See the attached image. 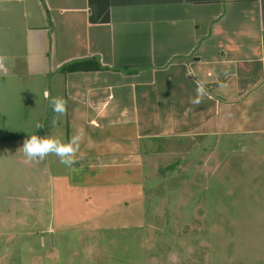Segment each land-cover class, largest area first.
Wrapping results in <instances>:
<instances>
[{
  "label": "crops",
  "instance_id": "0c3cea01",
  "mask_svg": "<svg viewBox=\"0 0 264 264\" xmlns=\"http://www.w3.org/2000/svg\"><path fill=\"white\" fill-rule=\"evenodd\" d=\"M0 55V231L12 210L40 208L54 182L64 194L138 183L159 138L168 153L225 152L222 179L238 199L247 171L264 179V0H0ZM88 58L102 70L61 71ZM57 96L68 105L55 119ZM33 134H81L75 163L28 161L20 147ZM256 248L264 264L263 239Z\"/></svg>",
  "mask_w": 264,
  "mask_h": 264
},
{
  "label": "rangeland",
  "instance_id": "374dc122",
  "mask_svg": "<svg viewBox=\"0 0 264 264\" xmlns=\"http://www.w3.org/2000/svg\"><path fill=\"white\" fill-rule=\"evenodd\" d=\"M165 142H153L138 183L64 194L58 181L52 197L43 189L37 210H12L9 228L0 231V264H261L256 245L264 240V190L257 185L264 179L247 171V195L238 199L241 190L222 179L228 177L225 152L209 159L210 151L174 146L168 153ZM257 154L264 160L262 147Z\"/></svg>",
  "mask_w": 264,
  "mask_h": 264
},
{
  "label": "clouds",
  "instance_id": "9594fccd",
  "mask_svg": "<svg viewBox=\"0 0 264 264\" xmlns=\"http://www.w3.org/2000/svg\"><path fill=\"white\" fill-rule=\"evenodd\" d=\"M6 60V56L0 55V67L4 65ZM205 95L206 91L204 85L199 84L197 87V98L193 102L197 105L200 104ZM49 103L55 114V119L67 114L68 101L63 97H51ZM42 127L43 125L41 124L36 125L37 129ZM80 138L81 134H78L65 143L59 136H40L33 134L30 138L24 140L23 145L20 148L28 161L43 160L46 156L52 154L59 157L61 164L70 167L75 163L74 156L79 151Z\"/></svg>",
  "mask_w": 264,
  "mask_h": 264
},
{
  "label": "trees",
  "instance_id": "16d2710c",
  "mask_svg": "<svg viewBox=\"0 0 264 264\" xmlns=\"http://www.w3.org/2000/svg\"><path fill=\"white\" fill-rule=\"evenodd\" d=\"M102 66L95 58L70 62L61 68L63 73L79 72V71H98L102 70Z\"/></svg>",
  "mask_w": 264,
  "mask_h": 264
},
{
  "label": "built area",
  "instance_id": "2783aa9c",
  "mask_svg": "<svg viewBox=\"0 0 264 264\" xmlns=\"http://www.w3.org/2000/svg\"><path fill=\"white\" fill-rule=\"evenodd\" d=\"M2 67H3V66H2ZM2 67H0V69H1Z\"/></svg>",
  "mask_w": 264,
  "mask_h": 264
}]
</instances>
